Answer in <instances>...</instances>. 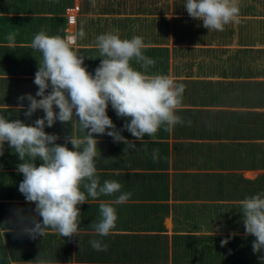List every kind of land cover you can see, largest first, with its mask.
Here are the masks:
<instances>
[{
    "label": "crops",
    "instance_id": "1",
    "mask_svg": "<svg viewBox=\"0 0 264 264\" xmlns=\"http://www.w3.org/2000/svg\"><path fill=\"white\" fill-rule=\"evenodd\" d=\"M185 2L0 0V115L9 120L32 125L45 115L38 109L26 116L29 102L18 99L38 91L34 79L42 54L31 41L42 29L65 39L62 23L72 6L77 10L70 44L84 56L90 73L101 62L95 38L118 28L121 38H143L144 54L156 61L149 74L168 75L185 86L177 112L183 123L171 132L161 128L138 141L124 130L134 149L94 134L101 185L116 180L121 192L132 194L113 205L118 219L108 236H98L90 225L100 219V202L111 203L121 193L89 196L88 203L78 205V236L49 231L33 239L26 234L24 227L42 218L19 191L23 161L5 142L0 234L10 264H38L39 255L53 264H264V251L253 253L255 237L245 232L239 203L264 194V0H235L239 13L223 31L204 28L188 15ZM82 25L86 34L80 39ZM13 32L10 45L6 36ZM133 67L141 70L135 62ZM107 114L117 129L123 128L125 118L111 105ZM45 131L57 134L59 144L86 135L75 118ZM154 149L158 160L152 158ZM93 239L107 244V250H94ZM222 240L228 241L223 247Z\"/></svg>",
    "mask_w": 264,
    "mask_h": 264
},
{
    "label": "clouds",
    "instance_id": "2",
    "mask_svg": "<svg viewBox=\"0 0 264 264\" xmlns=\"http://www.w3.org/2000/svg\"><path fill=\"white\" fill-rule=\"evenodd\" d=\"M184 7L191 18L202 21L209 31H223L239 13L235 0H186ZM85 34L82 25L78 37L82 39ZM15 35L13 32L6 36L10 45L14 44ZM31 47L42 54L34 79L38 91L35 96L29 93L18 99L29 102L26 116L31 117L38 109L45 115L32 125L0 115V156L7 142L23 161L18 165V172L24 177L19 191L27 202L35 204L34 212L42 218L34 219L23 231L33 239L44 237L49 231L61 237L78 236L82 220L78 205L88 203L89 196L95 199L121 193L111 203L100 202V219L90 225L98 236H108L118 219L113 205L126 202L132 194L121 192L123 186L116 180H105L101 185L95 162L98 141L94 134H106L114 142H123L134 149V141L121 134L124 130L138 141L155 136L161 128L171 132L183 123L177 112L185 86L168 75L149 74L156 61L144 54L147 45L143 38H121L118 28L95 38L101 62L94 74L84 66V56L59 35H48L42 29L34 36ZM133 62L141 70L134 68ZM109 105L118 117L125 118L122 129H117L107 114ZM20 107L23 108L22 103ZM74 118L86 131L85 136H69L65 144H59L57 134L45 131L57 121L71 123ZM69 143L71 148L67 146ZM152 158L159 159L158 149L153 150ZM37 159L41 161L39 166L35 163ZM239 203L245 232L255 237L253 253H261L264 194H254ZM89 243L96 251L108 248L101 240L93 239ZM227 243L222 240L221 246ZM37 260L38 264H53L40 255Z\"/></svg>",
    "mask_w": 264,
    "mask_h": 264
},
{
    "label": "built area",
    "instance_id": "3",
    "mask_svg": "<svg viewBox=\"0 0 264 264\" xmlns=\"http://www.w3.org/2000/svg\"><path fill=\"white\" fill-rule=\"evenodd\" d=\"M77 6L69 7L65 10V21L63 22V31L65 32V39L71 43L73 41V35L75 27V11Z\"/></svg>",
    "mask_w": 264,
    "mask_h": 264
},
{
    "label": "trees",
    "instance_id": "4",
    "mask_svg": "<svg viewBox=\"0 0 264 264\" xmlns=\"http://www.w3.org/2000/svg\"><path fill=\"white\" fill-rule=\"evenodd\" d=\"M62 28H63V23H62ZM0 264H10L9 258L4 250L1 234H0Z\"/></svg>",
    "mask_w": 264,
    "mask_h": 264
}]
</instances>
